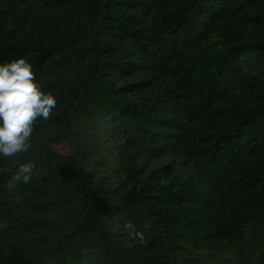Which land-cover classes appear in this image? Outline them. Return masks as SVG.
Here are the masks:
<instances>
[{
    "label": "trees",
    "instance_id": "1",
    "mask_svg": "<svg viewBox=\"0 0 264 264\" xmlns=\"http://www.w3.org/2000/svg\"><path fill=\"white\" fill-rule=\"evenodd\" d=\"M21 57L57 106L0 155V264H264V0H0V63ZM100 127L125 152L115 199L87 160Z\"/></svg>",
    "mask_w": 264,
    "mask_h": 264
},
{
    "label": "clouds",
    "instance_id": "2",
    "mask_svg": "<svg viewBox=\"0 0 264 264\" xmlns=\"http://www.w3.org/2000/svg\"><path fill=\"white\" fill-rule=\"evenodd\" d=\"M56 106V97L41 90L33 66L26 58L0 63V155L7 158L27 152L37 121L50 120ZM35 167L34 163L20 164L9 185L19 181L28 183ZM151 227V223H145L141 231L131 222L124 225L128 237L141 246L147 245L146 232Z\"/></svg>",
    "mask_w": 264,
    "mask_h": 264
},
{
    "label": "rangeland",
    "instance_id": "3",
    "mask_svg": "<svg viewBox=\"0 0 264 264\" xmlns=\"http://www.w3.org/2000/svg\"><path fill=\"white\" fill-rule=\"evenodd\" d=\"M91 138V153L87 156V160L90 162L96 177L103 182L110 191L111 197L115 199L123 193L124 190L130 187L128 172L126 170L125 152L121 147L122 143L117 134L113 131L105 130L104 127L98 128L97 133ZM52 147L62 155H71L75 153L71 145L63 142L53 144ZM162 163L163 161L152 163L147 160L139 161L142 171H149ZM125 245L126 241L123 239L120 247L122 248ZM203 252L208 254L215 252V255H222V258L228 259V256L232 254V249L223 243L206 251V249H199L193 247L189 243H185L183 249L179 253L182 257L194 258ZM129 262L130 259H128L127 256L121 255L119 257L120 264H129Z\"/></svg>",
    "mask_w": 264,
    "mask_h": 264
}]
</instances>
